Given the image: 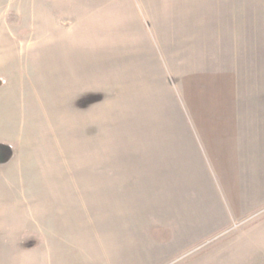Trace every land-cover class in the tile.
Returning <instances> with one entry per match:
<instances>
[{
  "label": "rangeland",
  "instance_id": "obj_1",
  "mask_svg": "<svg viewBox=\"0 0 264 264\" xmlns=\"http://www.w3.org/2000/svg\"><path fill=\"white\" fill-rule=\"evenodd\" d=\"M259 72L264 0H0V250H27L21 264H264V205L225 224L214 188H146L178 168L172 143L192 142L184 100L229 88L258 103Z\"/></svg>",
  "mask_w": 264,
  "mask_h": 264
},
{
  "label": "crops",
  "instance_id": "obj_2",
  "mask_svg": "<svg viewBox=\"0 0 264 264\" xmlns=\"http://www.w3.org/2000/svg\"><path fill=\"white\" fill-rule=\"evenodd\" d=\"M194 70L195 80L204 73L217 75L204 77L206 80L239 81L248 75ZM257 74V79L264 77L263 72ZM184 75L180 80L187 78V73ZM202 92V104L196 105L200 99L194 105L186 103V99L181 104L184 113L189 112L193 119L190 123L194 135L192 142L180 137L172 143L178 150V168L157 170V174L149 176L146 188H214L212 197L219 203L218 214L224 211L230 218L225 223L228 224L236 216L264 205V95L255 94L258 103L246 104L247 95L240 89L208 88ZM197 160L202 161V169ZM26 251L0 250V264H21L23 260L17 257L25 256Z\"/></svg>",
  "mask_w": 264,
  "mask_h": 264
}]
</instances>
